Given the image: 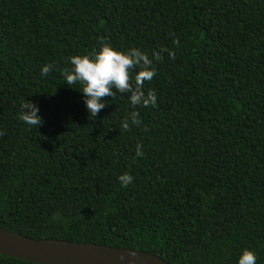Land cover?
Wrapping results in <instances>:
<instances>
[{
  "label": "trees",
  "instance_id": "16d2710c",
  "mask_svg": "<svg viewBox=\"0 0 264 264\" xmlns=\"http://www.w3.org/2000/svg\"><path fill=\"white\" fill-rule=\"evenodd\" d=\"M102 40L174 53L144 84L156 107L117 93L89 118L60 70ZM27 100L39 128L18 119ZM133 110L141 124L122 130ZM0 132L5 229L170 264H236L251 248L264 264V0H0Z\"/></svg>",
  "mask_w": 264,
  "mask_h": 264
},
{
  "label": "clouds",
  "instance_id": "9594fccd",
  "mask_svg": "<svg viewBox=\"0 0 264 264\" xmlns=\"http://www.w3.org/2000/svg\"><path fill=\"white\" fill-rule=\"evenodd\" d=\"M178 43V41H176ZM167 51L168 56L174 53L171 50H153L151 55L137 46L118 49L110 42L100 41L99 47L94 48L86 54H74L68 58L71 68L60 70L66 85H78L77 90L90 117L97 114L106 107L105 97H115L117 93L127 94V100L133 109L137 105L144 107L157 106V93L155 89H144L145 82L151 81L157 74L156 62L162 60V53ZM54 62L41 65L40 75L47 76L56 71ZM39 105L32 101H22L17 113L18 119L26 126L39 128L43 118L39 114ZM139 112L131 111L120 122L122 130H129L130 125L139 126ZM0 135H3L0 132ZM144 155L142 146L136 145L135 157ZM121 187H127L134 180L129 173H122L117 177ZM236 264H257V253L251 248H243Z\"/></svg>",
  "mask_w": 264,
  "mask_h": 264
},
{
  "label": "water",
  "instance_id": "95a60500",
  "mask_svg": "<svg viewBox=\"0 0 264 264\" xmlns=\"http://www.w3.org/2000/svg\"><path fill=\"white\" fill-rule=\"evenodd\" d=\"M0 254L39 264H170L139 250L62 239H34L0 226Z\"/></svg>",
  "mask_w": 264,
  "mask_h": 264
}]
</instances>
